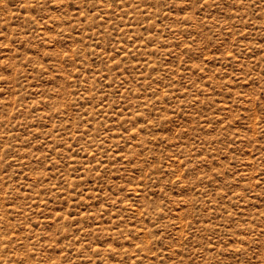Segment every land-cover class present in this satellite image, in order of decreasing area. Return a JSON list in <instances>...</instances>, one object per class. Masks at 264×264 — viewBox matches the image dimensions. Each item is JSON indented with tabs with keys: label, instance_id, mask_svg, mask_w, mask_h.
<instances>
[{
	"label": "rangeland",
	"instance_id": "374dc122",
	"mask_svg": "<svg viewBox=\"0 0 264 264\" xmlns=\"http://www.w3.org/2000/svg\"><path fill=\"white\" fill-rule=\"evenodd\" d=\"M0 264H264V0H0Z\"/></svg>",
	"mask_w": 264,
	"mask_h": 264
}]
</instances>
